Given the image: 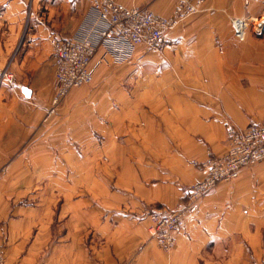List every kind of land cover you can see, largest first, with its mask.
Listing matches in <instances>:
<instances>
[{"label": "crops", "instance_id": "1", "mask_svg": "<svg viewBox=\"0 0 264 264\" xmlns=\"http://www.w3.org/2000/svg\"><path fill=\"white\" fill-rule=\"evenodd\" d=\"M117 1L167 17L177 2ZM0 14V68L20 80L0 85L6 264H264V160L205 196L170 251L147 217L204 178L193 162L226 152L229 122L264 123V0H204L163 52L107 56L57 106L50 38L87 35L90 0H0ZM242 17L254 18L244 41L232 26Z\"/></svg>", "mask_w": 264, "mask_h": 264}, {"label": "built area", "instance_id": "2", "mask_svg": "<svg viewBox=\"0 0 264 264\" xmlns=\"http://www.w3.org/2000/svg\"><path fill=\"white\" fill-rule=\"evenodd\" d=\"M96 22L90 32L82 37L50 38L56 67L53 80V105L57 106L75 88L92 84L99 68L111 56L115 63L129 60L136 49L163 52L165 34L179 22L185 21L204 9V0H177L172 16H163L149 8L126 6L117 0H90ZM2 15L0 14V23ZM252 17L233 18L235 37L244 41ZM100 46L105 54L97 58ZM18 76L7 68H0V85L16 86ZM54 112L51 110L50 113ZM228 145L224 154L209 153L194 166L205 173L202 180L190 185L180 204L168 211H154L147 217L152 222L151 237L164 251L177 244L178 234L186 226L200 201L218 184L233 182L241 170L264 160V123L252 124L242 129L233 122L227 125ZM0 264H6L0 258Z\"/></svg>", "mask_w": 264, "mask_h": 264}, {"label": "water", "instance_id": "3", "mask_svg": "<svg viewBox=\"0 0 264 264\" xmlns=\"http://www.w3.org/2000/svg\"><path fill=\"white\" fill-rule=\"evenodd\" d=\"M23 92L26 96H30V90L26 87H23Z\"/></svg>", "mask_w": 264, "mask_h": 264}, {"label": "rangeland", "instance_id": "4", "mask_svg": "<svg viewBox=\"0 0 264 264\" xmlns=\"http://www.w3.org/2000/svg\"><path fill=\"white\" fill-rule=\"evenodd\" d=\"M93 84V83H92ZM92 84H89V85H92ZM85 86H88V85H85Z\"/></svg>", "mask_w": 264, "mask_h": 264}]
</instances>
